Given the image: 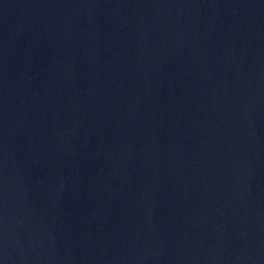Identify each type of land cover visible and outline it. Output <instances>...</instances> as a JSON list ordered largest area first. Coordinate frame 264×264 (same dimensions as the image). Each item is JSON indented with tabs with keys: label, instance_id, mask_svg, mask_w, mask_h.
Returning <instances> with one entry per match:
<instances>
[{
	"label": "water",
	"instance_id": "obj_1",
	"mask_svg": "<svg viewBox=\"0 0 264 264\" xmlns=\"http://www.w3.org/2000/svg\"><path fill=\"white\" fill-rule=\"evenodd\" d=\"M0 264H264V0H0Z\"/></svg>",
	"mask_w": 264,
	"mask_h": 264
}]
</instances>
